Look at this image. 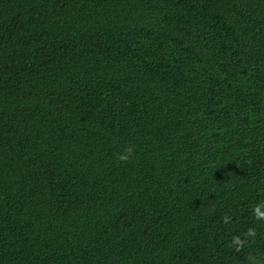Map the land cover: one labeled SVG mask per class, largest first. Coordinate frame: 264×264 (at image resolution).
Segmentation results:
<instances>
[{
	"label": "trees",
	"instance_id": "16d2710c",
	"mask_svg": "<svg viewBox=\"0 0 264 264\" xmlns=\"http://www.w3.org/2000/svg\"><path fill=\"white\" fill-rule=\"evenodd\" d=\"M0 264H264V0H0Z\"/></svg>",
	"mask_w": 264,
	"mask_h": 264
},
{
	"label": "clouds",
	"instance_id": "9594fccd",
	"mask_svg": "<svg viewBox=\"0 0 264 264\" xmlns=\"http://www.w3.org/2000/svg\"><path fill=\"white\" fill-rule=\"evenodd\" d=\"M127 151L130 152L131 149H128ZM118 159H120L123 162H127V160L129 159V157L126 154H122V155H119Z\"/></svg>",
	"mask_w": 264,
	"mask_h": 264
}]
</instances>
